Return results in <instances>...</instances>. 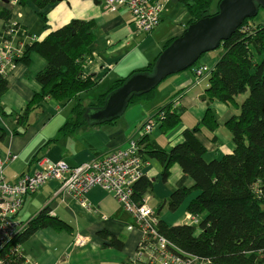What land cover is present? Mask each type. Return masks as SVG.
Instances as JSON below:
<instances>
[{
    "label": "crops",
    "instance_id": "crops-1",
    "mask_svg": "<svg viewBox=\"0 0 264 264\" xmlns=\"http://www.w3.org/2000/svg\"><path fill=\"white\" fill-rule=\"evenodd\" d=\"M164 4L159 25L149 33L136 32L131 24L130 12L120 9L116 13L104 12L103 0H58L39 10L34 4L14 5L12 0H0V12L10 10L11 17L20 13L17 19L20 27L36 42L56 30L63 28L73 20L94 23V40L90 46L91 55L82 68L96 86L78 97L84 106L93 102L99 95L105 94L117 80L126 79L131 73L145 69L164 49V44L183 34L192 17L181 0H157ZM192 4L194 0H187ZM209 8L210 14L217 11ZM264 13V12H263ZM44 16L41 19L40 16ZM264 22V14L255 19L253 25ZM4 21L0 18V32ZM223 48L202 55L201 62L186 71L167 76L155 89L152 100L140 98L114 121L97 125H83L81 128H67L71 122L75 100L57 104L46 98L34 104L27 118V124L19 126L15 116H22L34 95L41 92L42 86L36 80L39 72L47 65L45 59L35 52L29 55V64L17 63L6 77L8 90L0 97V107L6 115H0V125L4 138H0V161L4 162V177L14 183L20 176L35 171L33 157L64 161L69 167H75L109 153L126 148L130 141H140L139 152L144 161L143 176L151 182V189L145 192L142 202L156 212L158 219L169 225L187 223V206L198 192H191L176 211L167 209L169 197L179 188L183 179L179 164L172 165L166 180L161 176L162 165L149 156L153 147L167 152L183 142L182 133L194 130L205 116L207 108L215 114L218 128L212 133L202 127L195 134L206 150L205 162L220 159L234 151L230 134H223L225 123L239 114L235 106L202 100L209 87V77L221 58ZM207 68L210 73L198 77V67ZM175 95H177L175 97ZM175 99L176 106L182 109L180 123L174 129H164L161 124L146 134L143 126L154 119L160 108ZM237 98V97H236ZM235 102L240 104L239 102ZM216 140H213V138ZM192 181L186 179L183 186L190 188ZM58 182L49 181L38 192L26 196L19 220L23 225L36 217L42 209L48 216L57 218L70 227V230L57 231L42 228L20 245L27 264H130L141 238L134 218L114 197L100 187L89 189L83 199L87 207L70 196L55 195ZM158 210V211H157ZM108 236L103 237L100 233ZM123 241L121 250L109 247L110 236ZM79 237L84 242L74 244Z\"/></svg>",
    "mask_w": 264,
    "mask_h": 264
},
{
    "label": "trees",
    "instance_id": "trees-1",
    "mask_svg": "<svg viewBox=\"0 0 264 264\" xmlns=\"http://www.w3.org/2000/svg\"><path fill=\"white\" fill-rule=\"evenodd\" d=\"M57 1L18 0V4L25 6L31 2L42 10ZM213 1L194 0L191 4L187 0H181L192 17L188 24L213 15L209 12ZM260 12H264L261 7L254 18L244 20L229 39L220 43L223 48L222 56L211 71L209 87L201 97L207 103L216 101L237 107L239 114L225 123L232 137L234 151L210 162L203 160L206 150L195 138V134L199 133L202 127L211 133L218 128L215 114L207 108L205 116L194 130L182 133V143L170 148L166 153L157 146L149 152V156L155 157L162 165L163 180L167 179L168 170L174 164L180 165L184 175L179 188L169 197L168 210L176 211L191 192H198L186 208L188 215L196 222L168 226L159 220L158 216L156 218L154 212L156 232L180 251L204 259L205 264H264V22L253 25ZM40 17L44 19V16ZM0 18L6 22L10 18V10L1 11ZM94 26L92 21L73 20L63 28L48 34L42 42H34L26 48L21 59L24 64H29V55L35 52L45 59L47 65L36 76V80L43 87L41 92L34 95L22 116H15L19 126L27 124L30 108L46 98L53 99L57 104L75 100L76 106L70 119L74 124L69 122L65 129L114 121L112 119L91 124L86 115L89 110L102 107L108 94L121 87L127 78L117 80L109 91L99 95L87 106H84L82 98L78 97L96 86L93 78L83 76L82 73L84 62L91 55ZM243 28L245 31H242ZM173 40L164 44V49ZM159 55L145 69L129 76L139 73L151 75ZM160 84L151 91L132 95L126 108L140 98L152 100L154 91ZM7 87L6 79L0 75V97L8 90ZM246 93L248 95L241 104L235 102L237 96ZM175 97L157 111L164 114V120L161 122L164 129H174L180 123V114L183 111L173 104ZM6 114L0 107V115H13ZM4 134L0 125L1 139ZM141 141L138 142L139 146ZM33 158L32 162L35 163L41 159ZM186 179L192 181L190 188L183 186ZM150 187L151 182L143 176L132 186V199L142 204L141 199ZM51 227L57 231L70 230L67 224L48 216L47 209H42L25 225L22 232L7 243L0 251V257L8 259L9 264H24L23 253L22 256L16 255L12 247L26 242L36 231ZM100 234L103 237L108 236L105 232ZM107 246L121 250L123 241L111 235Z\"/></svg>",
    "mask_w": 264,
    "mask_h": 264
},
{
    "label": "built area",
    "instance_id": "built-area-1",
    "mask_svg": "<svg viewBox=\"0 0 264 264\" xmlns=\"http://www.w3.org/2000/svg\"><path fill=\"white\" fill-rule=\"evenodd\" d=\"M104 12L113 14L120 9H126L131 15V24L136 32L149 33L159 25L164 4L157 0H103ZM17 5V0H12ZM20 13L9 18L0 32V75L7 77L9 71L25 55V50L37 38L29 35L18 24ZM211 71V70H210ZM205 67H198L195 76L210 73ZM85 76V74H83ZM176 101L173 102V104ZM164 120V114L157 112L151 122L143 126L148 134L153 127ZM139 141H130L124 149L109 153L84 164L69 167L64 161L52 162L39 159L35 171L20 176L14 183L4 177V162L0 161V251L7 243L25 228L19 220L26 196L33 195L49 183L58 182L55 195L70 196L84 207L86 192L93 187H100L110 193L122 207L134 218L141 238L130 264H205L206 261L180 251L156 232L154 212L146 202L136 203L132 199V186L143 177L144 161L139 153ZM196 222L190 216L187 223ZM75 245L84 242L75 237ZM13 253L22 256L20 245L12 247ZM0 264H9V260L0 257ZM24 264H27L26 261Z\"/></svg>",
    "mask_w": 264,
    "mask_h": 264
},
{
    "label": "water",
    "instance_id": "water-1",
    "mask_svg": "<svg viewBox=\"0 0 264 264\" xmlns=\"http://www.w3.org/2000/svg\"><path fill=\"white\" fill-rule=\"evenodd\" d=\"M258 6L264 9V0H220L217 13L187 26L161 52L151 75L139 73L127 77L121 87L108 94L102 107L89 110L86 115L89 123L115 120L132 95L151 91L165 77L194 66L203 54L217 50L221 42L229 39L244 20L254 18Z\"/></svg>",
    "mask_w": 264,
    "mask_h": 264
},
{
    "label": "rangeland",
    "instance_id": "rangeland-1",
    "mask_svg": "<svg viewBox=\"0 0 264 264\" xmlns=\"http://www.w3.org/2000/svg\"><path fill=\"white\" fill-rule=\"evenodd\" d=\"M216 7V1L214 0L213 1V3H212V5H211V8H215ZM264 13L263 12H260L257 16H256V18L257 19H260L261 17H262V15H263ZM242 31H245V28H243V30ZM219 50V49H218ZM202 57H200V59L197 61V63H199V62H201V59ZM17 63H21V61H18ZM16 63V64H17ZM196 63V64H197ZM12 71V69L9 71V74H10V72ZM9 74L7 75V76H9ZM248 95V93H246V94H244V95H239V96H237V98H236V101L237 102H239L240 104L243 102V100L246 98V96ZM225 132H226V134H230V132H229V130H228V128L227 127H225V128H223V130H222V133L223 134H225ZM19 215H20V213H19ZM18 215V216H19ZM156 218H157V214H156ZM137 246V245H136Z\"/></svg>",
    "mask_w": 264,
    "mask_h": 264
},
{
    "label": "clouds",
    "instance_id": "clouds-1",
    "mask_svg": "<svg viewBox=\"0 0 264 264\" xmlns=\"http://www.w3.org/2000/svg\"><path fill=\"white\" fill-rule=\"evenodd\" d=\"M17 5H18V0H17ZM10 18H11V11H10ZM7 22V21H6ZM6 22H4L3 24H5ZM29 47V46H28ZM27 47V48H28ZM202 67V66H201ZM82 73H83V71H82ZM83 74H85V73H83ZM85 76H87V75H85ZM6 79V78H5ZM11 183V182H10Z\"/></svg>",
    "mask_w": 264,
    "mask_h": 264
}]
</instances>
